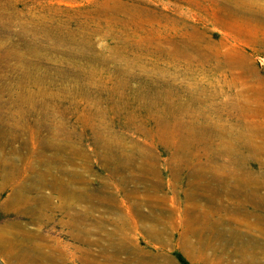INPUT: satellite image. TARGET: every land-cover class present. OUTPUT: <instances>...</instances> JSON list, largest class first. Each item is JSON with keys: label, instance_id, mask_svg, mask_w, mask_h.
I'll use <instances>...</instances> for the list:
<instances>
[{"label": "rangeland", "instance_id": "374dc122", "mask_svg": "<svg viewBox=\"0 0 264 264\" xmlns=\"http://www.w3.org/2000/svg\"><path fill=\"white\" fill-rule=\"evenodd\" d=\"M177 256L264 264V0H0V264Z\"/></svg>", "mask_w": 264, "mask_h": 264}, {"label": "trees", "instance_id": "16d2710c", "mask_svg": "<svg viewBox=\"0 0 264 264\" xmlns=\"http://www.w3.org/2000/svg\"><path fill=\"white\" fill-rule=\"evenodd\" d=\"M178 260L181 262V264H186L185 262H183L179 256H177Z\"/></svg>", "mask_w": 264, "mask_h": 264}, {"label": "bare ground", "instance_id": "6f19581e", "mask_svg": "<svg viewBox=\"0 0 264 264\" xmlns=\"http://www.w3.org/2000/svg\"><path fill=\"white\" fill-rule=\"evenodd\" d=\"M176 122V121H175ZM66 243V242H65Z\"/></svg>", "mask_w": 264, "mask_h": 264}]
</instances>
